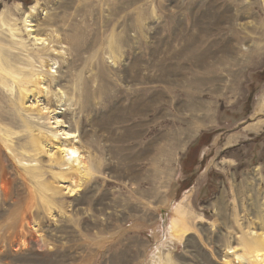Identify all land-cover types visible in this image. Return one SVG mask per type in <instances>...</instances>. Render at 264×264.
<instances>
[{"label":"rangeland","instance_id":"374dc122","mask_svg":"<svg viewBox=\"0 0 264 264\" xmlns=\"http://www.w3.org/2000/svg\"><path fill=\"white\" fill-rule=\"evenodd\" d=\"M9 12L17 18L18 41L32 47L26 31L31 22L51 39L50 45H64L66 53L44 54L47 61L40 65L37 49L20 52L11 42ZM198 14L209 19L196 22ZM210 17L220 23L213 24L214 30L244 33L238 46L244 49V68L231 61L214 63L212 70L188 73L185 68L191 82L157 86L158 78L183 81L175 79L179 72L169 65L190 43V32L208 26ZM56 34L64 42L56 44ZM0 56L26 77L18 84L8 77L4 84L0 74V264H140L145 239L133 236L132 222L138 229L151 226L158 200L102 193L99 182L123 152L111 142L106 146L96 127L100 112H113L108 121L120 122L106 127L118 131L125 126L136 96L144 97L143 108L132 114L139 127L162 125L157 115L174 104L164 99H207L211 112L222 115L218 121L226 140L209 147V174L219 180L205 201L207 208L204 200L195 205L205 217L193 228L199 240L192 239L185 248L190 253L176 263L224 264L220 253L241 240V249L264 253V0H0ZM52 61L57 71L46 75L43 69ZM151 96L155 101L148 100ZM60 107L58 115L76 133L75 144L87 159L82 172L36 149L40 137L53 144L62 140L58 131L63 127L54 126L51 116ZM192 121L199 125L198 119ZM63 181L78 182V190L66 193ZM10 223L17 225L6 229ZM251 262L262 264L261 259Z\"/></svg>","mask_w":264,"mask_h":264},{"label":"crops","instance_id":"0c3cea01","mask_svg":"<svg viewBox=\"0 0 264 264\" xmlns=\"http://www.w3.org/2000/svg\"><path fill=\"white\" fill-rule=\"evenodd\" d=\"M207 19L209 18L204 14H198L195 17L196 22L207 21ZM212 19L213 17H210L209 25L205 24L203 29L195 30L194 33L190 32L192 33L188 36L190 43L187 47H182L179 51L180 57H174L173 65H169L179 72L175 79L183 78V81L169 83L161 82V78H158L157 86L179 85L182 87L186 85V79L191 82L194 78L193 76L185 77L187 75L185 68H188V73L189 70H212V64L230 61L237 65V68L239 66L244 68V49L242 47L240 52L238 47L239 40L244 39V33H239L237 30L223 32L219 28L214 30ZM218 19L214 18L216 22ZM217 24L220 25L219 22L214 25ZM234 39L238 41L237 51L232 50ZM161 65L164 64L161 63ZM211 79L212 77L208 76V80ZM163 93L156 95L159 97ZM153 98V96L148 97V100L155 101ZM178 98L164 99L166 103L174 104L171 108L164 107L159 112L157 118L164 119L159 126L149 124L139 127L136 122L134 124L132 106L124 117L128 122L125 121L127 122H124L125 126L120 127L118 131L110 127L120 122L108 121L112 119L111 115H116L115 113L100 112L96 117L99 119L96 125L100 124L96 127L99 130L98 134L102 136L103 143L107 146L111 142V145L117 147L118 152H123L120 153L123 158L115 162L114 166H109L108 175L103 182H99V185L103 187L102 193L109 192L112 197H118L120 194L130 199L158 200L153 207L154 210H150L155 216V222L151 226L147 225L138 229V224L132 222V232L136 233L133 236L145 239L141 241L143 248L140 264H177L176 261L181 260V256L190 253L185 248H188L192 239L199 240L194 230L199 225L196 224L197 219H205L203 212L197 213L195 205L198 206L199 202L204 200L201 205L204 209L207 208L205 201L212 198V189L219 180L218 176L209 174L213 160L209 158L211 156L209 147L218 141L226 140V135L221 131L222 125L218 121L222 115L211 112L210 100L199 99V104L198 99L195 101L189 98L186 101ZM196 119L199 125L196 121H192ZM106 123L112 126L106 127ZM197 125L200 127L199 132H197ZM205 136H207L206 139L209 136L207 142L199 144ZM224 146H227V143ZM193 155H196L195 159L190 158ZM190 166L191 170H188ZM105 183L109 186L105 187ZM220 196L224 197L221 193ZM196 200L198 201L195 202ZM173 217L178 218L179 223L174 228L170 225Z\"/></svg>","mask_w":264,"mask_h":264},{"label":"bare ground","instance_id":"6f19581e","mask_svg":"<svg viewBox=\"0 0 264 264\" xmlns=\"http://www.w3.org/2000/svg\"><path fill=\"white\" fill-rule=\"evenodd\" d=\"M35 8H36V3H33L30 5V9L33 12H35ZM8 14H9L8 19H9L10 23L13 24V28H14V30L12 31L13 37L11 38V42L13 43L14 47L16 49H18L20 52L29 53V52H33L34 49H37L40 52H35V55L37 56L38 61L40 62V65H43L47 61V59H45V57L43 56L44 54L49 53L51 55L52 54L53 55H63L66 53L64 45H60L59 48L53 47V45H50L51 39L42 33V31L40 30L38 25H34L31 22L26 24V31L29 35L30 40H31V46L32 47H29V44H27L22 39L18 41L16 39L17 37L14 35L16 32H18L17 26H16L17 18L11 12H9ZM43 14H44V16H47L46 11ZM25 21H29V20L27 18H25ZM56 23H58L56 20L53 21L54 25ZM54 38H55V40L53 39V41L56 44L62 43V41L64 42L63 37L58 35V34H56ZM12 63H13V61H12ZM56 64H57L56 61H52L47 69H43V71H45L44 73L46 75H54L57 71L55 69ZM0 74L2 76L6 77V80H4V79L2 80V82L4 84H6V83L9 84V82L7 80L8 77L12 81H14L13 83H17V84L22 83L23 81L26 80V77H22V78L20 77V75L23 73L20 70H18V68L16 66H12L10 60H7V64H5L1 58H0ZM41 81H43V78L38 79L35 83L37 84ZM143 101H144V97L136 96V98H134L133 109L134 110H140L141 108H143ZM62 110H63V108L60 107V109L56 110L51 115L53 118L52 123L54 124V126L63 127V128H60L58 131L61 135L62 140L57 144H53L52 142H50L49 139L40 137L39 142L37 143L36 149L40 150L41 152L46 153L52 162H55L58 164L64 163V165H65L64 168L69 167L71 169L77 170L78 172H82L85 169V166L87 165V159H86L85 155H83V153H81L78 146L75 144V142L77 141L76 133L68 131L66 129L68 127V124H66V122L60 117V115H58V114L62 113ZM61 183H62L61 185H63V188H64L66 193L73 194L79 188L78 182L63 181ZM1 190H2L3 194L5 195L6 194V188L4 186H2ZM178 215H179V213H178ZM177 223H178V218L176 219V217H173L171 219L170 225H172V227L174 228L177 225ZM16 225H17L16 223H10V225H8L9 228H6V229L15 228ZM250 232L252 235H254L256 233L253 230H251ZM175 234H176V232H175ZM242 242H244V241L241 240L239 243H237L235 245L225 246L223 251L220 253V259L223 261V263L224 264H236V263H238V264H244V263L250 264L251 263L252 264V262H251L252 260L261 259L262 264H264V253H258L257 250L256 251H254V250L248 251V249H245V250L241 249L239 247V245ZM244 246H245V244H244Z\"/></svg>","mask_w":264,"mask_h":264}]
</instances>
